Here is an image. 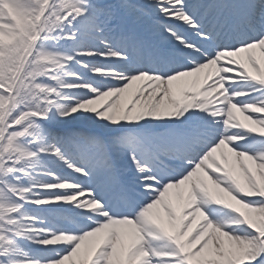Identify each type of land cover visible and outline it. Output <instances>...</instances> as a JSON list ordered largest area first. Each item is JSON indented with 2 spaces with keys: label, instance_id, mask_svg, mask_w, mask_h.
Here are the masks:
<instances>
[{
  "label": "snow or ice",
  "instance_id": "obj_1",
  "mask_svg": "<svg viewBox=\"0 0 264 264\" xmlns=\"http://www.w3.org/2000/svg\"><path fill=\"white\" fill-rule=\"evenodd\" d=\"M0 264H264V0H0Z\"/></svg>",
  "mask_w": 264,
  "mask_h": 264
}]
</instances>
